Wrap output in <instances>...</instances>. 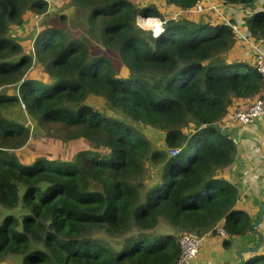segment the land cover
Wrapping results in <instances>:
<instances>
[{
  "label": "trees",
  "instance_id": "trees-1",
  "mask_svg": "<svg viewBox=\"0 0 264 264\" xmlns=\"http://www.w3.org/2000/svg\"><path fill=\"white\" fill-rule=\"evenodd\" d=\"M67 1L78 16L57 15L47 0H0V90L19 88L0 91V264H175L179 234L219 226L229 247L251 216L222 175L236 144L212 125L234 97L264 94L256 65L222 56L233 28L140 0ZM201 1L164 5L191 10ZM27 11L47 14L33 52L10 36L30 23ZM140 16L159 17L160 34L142 29ZM247 20L253 34L264 29V11ZM33 66L38 74L27 75ZM17 106L32 123L7 115ZM137 126L158 130L162 145ZM39 131L74 145L21 161L17 149ZM148 160L159 166L151 186ZM244 264H264V254Z\"/></svg>",
  "mask_w": 264,
  "mask_h": 264
},
{
  "label": "crops",
  "instance_id": "crops-1",
  "mask_svg": "<svg viewBox=\"0 0 264 264\" xmlns=\"http://www.w3.org/2000/svg\"><path fill=\"white\" fill-rule=\"evenodd\" d=\"M201 2H213L218 5L219 12L211 11L219 15L222 12L238 27V31L234 32V44L225 50L222 56L230 63L237 61L256 65L260 55L264 53V29L258 28L253 34L247 18L264 11V0H256L251 6L225 5L217 0ZM217 18L212 17L211 20L217 24L223 22L221 16ZM27 23L26 20L24 24ZM247 33L250 36L244 39L242 36ZM257 97L258 94L249 98L234 97L228 106L227 114L219 123L236 144L234 160L222 175L236 184L239 190L237 206L250 214V227L244 234L232 237L229 247L223 246L222 239L212 238V243L202 247L199 258L192 264H244L252 255L264 254V116L249 125H243L232 118L237 109L246 107Z\"/></svg>",
  "mask_w": 264,
  "mask_h": 264
},
{
  "label": "rangeland",
  "instance_id": "rangeland-1",
  "mask_svg": "<svg viewBox=\"0 0 264 264\" xmlns=\"http://www.w3.org/2000/svg\"><path fill=\"white\" fill-rule=\"evenodd\" d=\"M47 1L49 3V10L55 11L57 13V15H61V14L65 13L68 16H78L77 15L78 13L76 11V7L70 9V5L68 4L67 0H47ZM140 1L143 3H148L150 5H158L161 10L165 9L164 11H166L167 13L169 12V15L171 17H174L177 19L184 17V18H189L192 20H204V19L207 20L209 18V16H211L213 18H217V16L219 18V16H221L224 23L227 24V21L230 23H233L230 20H228L225 17V15L222 14V12H220V15H219V14H217L211 10H208V9L204 10L202 12H198V11H190V10H183V9H178V8L167 7L166 5H164L165 0H140ZM207 5L208 4H205L204 6L206 7ZM31 14L33 15L35 13L34 12L32 13V11L31 12L27 11V15L30 16ZM36 15L38 16L37 19L30 18V23L24 24V26H22V27H14L10 31V36L14 40L22 43V45H24V47H25V51H27V52H33L34 51L35 37L37 36L38 32L41 30V27H42V25L46 19L47 14L37 13ZM33 16H35V15H33ZM156 19H159V17H156V16H140L137 19V24L142 29L147 30V31L148 30L152 31L153 34H156L157 31L159 30L157 28H163L162 26L157 25L158 23L156 21H154ZM225 19H226V21H225ZM78 20L84 23V24H82L81 27L86 26L84 19H78ZM149 20L152 22L151 26H148L145 23L146 21H149ZM230 23L227 25H230ZM233 24H235V23H233ZM153 29H154V31H153ZM39 69H40V67L37 68V67L33 66L31 68V71L29 70L26 73H28L27 75H29V74L37 75ZM0 91L1 92L4 91L8 95H18L19 94L18 83L17 82L8 83V84L4 85ZM107 108L110 109L108 106H107ZM118 113L121 115L120 112H118ZM7 115L9 117H12V118H15L16 116H25L26 119L30 123L33 122L32 118L28 117L27 114H25V109L22 106L21 107L17 106L15 108L8 110ZM120 115H118V116H120ZM133 124H135V122ZM137 125H139V124H137ZM137 127H138V129L144 130L148 134H151V137H152V134L154 136L158 133V130H156V129H149V128L144 127V126H137ZM33 128H35V127H33ZM33 130L35 132L36 128ZM154 137L156 138L154 140L156 145L157 146L162 145V139L158 136H154ZM73 145H74L73 140L65 141V138H61L55 133L47 134V133H44V131H39V132L35 133V135L33 136V139L30 140L26 145L17 149L16 153L19 155L21 161L27 162V161H32V160H34L37 157H40L42 155H46L49 157L60 156V154L62 153L63 150L69 149V148L73 147ZM158 168H159V166L154 165L151 162V160L147 161V163L145 165V170H146V182L149 186H151L152 183L158 181V177H159ZM187 233H189V232H187ZM207 233H205L204 235H206ZM190 234H193V233H190ZM193 235H195V234H193ZM204 235L198 236V237H203ZM210 244L207 243L205 245H210Z\"/></svg>",
  "mask_w": 264,
  "mask_h": 264
},
{
  "label": "built area",
  "instance_id": "built-area-1",
  "mask_svg": "<svg viewBox=\"0 0 264 264\" xmlns=\"http://www.w3.org/2000/svg\"><path fill=\"white\" fill-rule=\"evenodd\" d=\"M204 3H200L196 5L190 11H198L202 12L204 10H213V11H220V7L213 2H209L208 5L205 7ZM158 24V26H163V22L159 19L154 20ZM161 21V22H160ZM226 21V19H225ZM230 22L227 21V24ZM230 26L233 28V31L236 33L238 31V27L236 24L230 23ZM159 29L155 36L160 34L162 28ZM154 31V29H153ZM250 34L247 33L245 36H242L244 39L249 37ZM257 70L264 81V53L260 55L259 59L256 63ZM264 116V94L258 96L253 102L248 104L244 108L237 109L232 118L237 120L238 122L242 123L243 125H249L255 119ZM228 234L223 226H219L215 229V231L210 230L206 235L203 237H198L193 234L183 232L178 235V242L181 248L180 257L178 258L175 264H192L196 259L199 258L201 254L202 247L207 244L211 243L213 239L219 240L227 237ZM213 238V239H212Z\"/></svg>",
  "mask_w": 264,
  "mask_h": 264
},
{
  "label": "water",
  "instance_id": "water-1",
  "mask_svg": "<svg viewBox=\"0 0 264 264\" xmlns=\"http://www.w3.org/2000/svg\"><path fill=\"white\" fill-rule=\"evenodd\" d=\"M212 126L218 128V129H221L223 132H225V130L221 127V125L219 123H215ZM263 210H264V205L262 206V213H263ZM261 218H262V215L260 216V219Z\"/></svg>",
  "mask_w": 264,
  "mask_h": 264
},
{
  "label": "bare ground",
  "instance_id": "bare-ground-1",
  "mask_svg": "<svg viewBox=\"0 0 264 264\" xmlns=\"http://www.w3.org/2000/svg\"><path fill=\"white\" fill-rule=\"evenodd\" d=\"M148 26H151L152 25V22L149 20V21H146L145 22Z\"/></svg>",
  "mask_w": 264,
  "mask_h": 264
},
{
  "label": "clouds",
  "instance_id": "clouds-1",
  "mask_svg": "<svg viewBox=\"0 0 264 264\" xmlns=\"http://www.w3.org/2000/svg\"><path fill=\"white\" fill-rule=\"evenodd\" d=\"M221 125V124H220ZM221 127L225 130V128L221 125Z\"/></svg>",
  "mask_w": 264,
  "mask_h": 264
}]
</instances>
